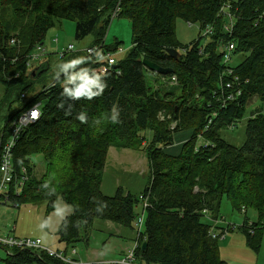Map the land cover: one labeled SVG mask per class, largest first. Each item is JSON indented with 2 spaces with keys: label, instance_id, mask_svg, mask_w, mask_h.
Returning <instances> with one entry per match:
<instances>
[{
  "label": "trees",
  "instance_id": "obj_1",
  "mask_svg": "<svg viewBox=\"0 0 264 264\" xmlns=\"http://www.w3.org/2000/svg\"><path fill=\"white\" fill-rule=\"evenodd\" d=\"M119 17L128 18L132 26V46L122 60L114 54L117 46L105 45L111 23ZM179 19L199 26L198 41L190 46L178 41ZM64 20L76 23L77 41L93 35L91 47L114 55L116 64L105 74L97 73L107 62L85 50L63 58L50 53L40 65L28 67L35 48L45 47L47 33ZM210 26L212 33L203 36ZM203 38H208L205 45ZM228 44H234L233 54L244 56L237 66L223 62ZM168 49L177 50L178 58ZM53 57L59 59L54 76ZM144 60L171 69L166 76L148 71L173 85H149ZM0 82L5 88L0 111L6 108L9 117L41 104L39 120L26 129L15 149V164L27 166L31 179L12 204L20 208L47 201L53 210L62 198L72 207L58 236L67 248L63 254L76 264L83 261L75 257V244L88 242L94 222L132 227L142 197L147 207L136 240V264H227L219 243L229 227H215L224 197L238 212L256 211L257 222L249 225L247 219L240 229L250 247L261 248L264 0H0ZM86 83L83 94L72 95ZM254 99L263 107L248 120L243 146L235 147L222 133L244 119ZM181 132L190 137L172 154ZM112 146L146 154L150 177L139 196L121 188L113 197L102 192ZM35 154L47 163L41 178L31 159ZM7 251L4 264H68L41 250Z\"/></svg>",
  "mask_w": 264,
  "mask_h": 264
},
{
  "label": "rangeland",
  "instance_id": "obj_2",
  "mask_svg": "<svg viewBox=\"0 0 264 264\" xmlns=\"http://www.w3.org/2000/svg\"><path fill=\"white\" fill-rule=\"evenodd\" d=\"M75 32L76 23L70 20H64L51 29L47 33L45 46L46 49H49H47L48 53H55L56 46L59 47L60 52H64L69 45H73L75 47L73 53L77 54L93 45L95 40L93 35L83 41H77ZM176 35L183 46H190L198 41L200 29L198 25H189L179 19L176 22ZM202 35L204 36V33ZM55 38L59 40L58 45H53L52 43ZM131 38L132 26L130 20L124 17L114 18L105 37V45L109 47L117 46L118 50L114 54L117 59L122 60L132 46ZM206 43H208V38H203L201 45ZM181 52L182 50H180ZM58 60L56 57L52 59L50 74L53 76L58 72ZM243 60V55L233 54L231 65L237 66ZM40 64H36L34 67ZM145 78L149 85L155 87L164 88L163 86L166 85L167 87L165 88H168L173 85H169L168 82L157 78L148 70L145 71ZM4 91L5 88L0 82V99ZM261 106L262 103L258 99H254L248 106L244 119L239 121L233 129L223 131V138L235 147H242L246 141L248 120L254 112L261 110ZM261 111L264 114V110ZM8 117L7 109L3 108L0 111V128ZM31 159L35 164L36 177L41 178L47 170L44 156L35 154ZM149 177V161L144 152L112 146L103 173L102 192L107 196L113 197L117 194V190L121 188L125 193L139 196L147 188ZM244 210L246 209H242V211ZM72 212V207L67 205L62 198L57 200L53 210L49 208V202L47 201L37 204L27 203L20 208L4 205L0 202V239L10 237L18 239L39 238L43 241L44 246L46 245L54 251L62 250L65 247L59 243V228L63 218ZM142 212L143 207L140 204L136 207V219L142 215ZM220 217V220L215 222V227L226 230L229 227V231L220 239L221 258L227 264H264V235L261 248L255 251L250 247L245 234L240 229L247 219H249V225L257 222L256 211L249 209L246 214L238 212L233 208L228 198L224 197L221 204ZM135 225L136 222L134 220L132 227H135ZM132 227L96 220L88 231V242L82 241L75 244L77 252L75 257L83 261L82 264L102 261H109L108 263L115 264L124 263L126 250L130 249L131 251L138 238L137 228L133 230ZM8 249L11 250L13 248L0 245V264H4L3 261L8 256Z\"/></svg>",
  "mask_w": 264,
  "mask_h": 264
},
{
  "label": "built area",
  "instance_id": "obj_3",
  "mask_svg": "<svg viewBox=\"0 0 264 264\" xmlns=\"http://www.w3.org/2000/svg\"><path fill=\"white\" fill-rule=\"evenodd\" d=\"M212 30L213 28L211 26L208 27L204 32V35L211 34ZM53 41L55 45H58L59 40L57 38ZM74 50L75 47L73 45H69L66 51L58 52L57 54L60 58H63L66 53L73 52ZM234 50V44H228L222 50V53L224 54L223 62L225 64L231 63ZM86 52L88 55L97 54L99 62H107V64L101 65L100 68L95 71L97 73L105 74L111 66L116 64L114 55L104 54L97 48L90 47L86 49ZM47 54L49 53L43 45L37 46L34 52L29 56L27 66L33 68L36 64L44 62ZM229 73L232 74V71L229 70ZM172 82H176L175 77L172 79ZM230 87V84H227L226 88ZM26 97L27 95L25 93L21 95L22 99H26ZM40 108L41 104H36L27 110L22 111L17 116L8 117L3 126L0 128V202L4 205L17 207V205L12 204V200H17V198L23 195L26 186L31 179V174L27 166L22 165L18 167L15 164V149L19 139L25 133L26 129L39 120L41 116ZM141 200L143 202V212L136 220L135 225V228L138 230V236L142 232V228L145 224V210L147 207L145 199L142 197ZM221 233L222 232H220V234ZM218 236V234H213L214 238H217ZM0 245L13 249L41 250L49 254L51 257L63 260L68 264H76V262H73V260H71L68 256H65L63 252L54 251L44 246L43 241L39 238L18 239L10 237L7 239H0ZM137 247L138 242L135 243L131 251L129 250L128 255L124 258V263L122 264H136L135 250Z\"/></svg>",
  "mask_w": 264,
  "mask_h": 264
},
{
  "label": "water",
  "instance_id": "obj_4",
  "mask_svg": "<svg viewBox=\"0 0 264 264\" xmlns=\"http://www.w3.org/2000/svg\"><path fill=\"white\" fill-rule=\"evenodd\" d=\"M168 54L170 56H172L173 58H178L179 56V52L177 50L174 49H168L167 50ZM143 65L146 67L147 70H149L152 73L158 74V75H169L172 73L171 69H164L161 68L160 66L148 61V60H144L143 61ZM114 69H117V66L114 67ZM263 107V106H262ZM147 246V243L143 244V249H145Z\"/></svg>",
  "mask_w": 264,
  "mask_h": 264
},
{
  "label": "crops",
  "instance_id": "obj_5",
  "mask_svg": "<svg viewBox=\"0 0 264 264\" xmlns=\"http://www.w3.org/2000/svg\"><path fill=\"white\" fill-rule=\"evenodd\" d=\"M61 50L59 49V47L58 46H56V49H55V52L56 53H58V52H60ZM50 54V53H49ZM57 58V57H56ZM189 137H190V133L189 132H181V133H178L177 135H176V142H175V144H174V146L170 149V153H172V154H177L179 151H180V148H181V145L183 144V142L184 141H186L187 139H189ZM111 149V148H110ZM109 152H110V150H109ZM112 223V222H111ZM60 243V242H59ZM60 244H62V243H60ZM65 248L64 249H62V250H55V251H61V252H63V251H65V250H67V248H66V246L64 245V244H62ZM46 246V245H45ZM47 247V246H46ZM134 247V246H133ZM48 248V247H47ZM133 249V248H132ZM131 249V250H132ZM129 250L130 249H128V250H126V253H125V257H126V255H127V253L129 252ZM93 251V250H92ZM68 252H70V251H68ZM73 255V254H72ZM124 257V258H125ZM102 262H109V261H102Z\"/></svg>",
  "mask_w": 264,
  "mask_h": 264
},
{
  "label": "clouds",
  "instance_id": "obj_6",
  "mask_svg": "<svg viewBox=\"0 0 264 264\" xmlns=\"http://www.w3.org/2000/svg\"><path fill=\"white\" fill-rule=\"evenodd\" d=\"M78 62V61H75ZM87 87V83L85 85H82L78 90L72 93L73 96H79L84 93V89ZM80 119H83V116L80 117ZM139 237V236H138ZM138 239V238H137ZM136 243V242H135ZM135 245V244H134Z\"/></svg>",
  "mask_w": 264,
  "mask_h": 264
}]
</instances>
